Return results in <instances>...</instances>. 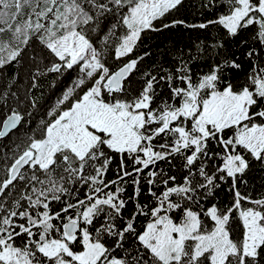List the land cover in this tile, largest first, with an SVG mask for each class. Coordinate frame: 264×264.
I'll return each instance as SVG.
<instances>
[{"label": "snow or ice", "instance_id": "1", "mask_svg": "<svg viewBox=\"0 0 264 264\" xmlns=\"http://www.w3.org/2000/svg\"><path fill=\"white\" fill-rule=\"evenodd\" d=\"M183 2L0 0V69L37 40L52 58L48 72L81 74L41 121L39 136L0 169V264H264V196L238 188L252 161L264 166V0H220L224 12L187 25L224 30L207 71L194 73L181 55L133 87L148 55L136 54L142 37L184 25L157 26ZM113 39L115 69L104 59ZM231 39L247 49L243 81L235 54L219 52ZM8 96L0 93V107ZM22 121L11 109L0 139ZM117 157L116 176L107 179ZM175 160L179 177L169 174ZM229 180L231 205L206 207ZM145 189L151 203L140 200Z\"/></svg>", "mask_w": 264, "mask_h": 264}, {"label": "trees", "instance_id": "2", "mask_svg": "<svg viewBox=\"0 0 264 264\" xmlns=\"http://www.w3.org/2000/svg\"><path fill=\"white\" fill-rule=\"evenodd\" d=\"M208 3L209 0H184L183 5L178 10L169 13L162 21L157 23V26L171 23L173 20H183L185 21L184 25H177L159 32L149 31L142 37V42L136 49V54L144 55V53H148V55L138 64V71H135L131 76L130 83L133 87H140L141 78L145 72L150 71L157 76L163 75L164 72L161 69H172L181 55L184 60L190 62L189 67L192 68L194 73L208 70V66L213 62V57L208 55L212 51L211 45L222 39L224 30L218 29L216 26H209L207 29L187 27L190 24H198L214 19L226 10V5L221 4L220 0H216L209 7H204ZM117 34L119 35L120 32L118 31ZM9 35V33H5L2 38L7 39ZM102 36L103 33L96 41L98 45ZM241 38L247 39L249 45L251 44L249 32L241 33ZM202 42L204 51L198 52L197 45ZM115 43L114 39L109 41L108 51L104 57L107 65L113 69L118 66L117 61L112 56ZM246 50V47L238 42V39L227 40L225 48L219 50L221 55L234 53L238 58V62L242 63V70L239 73L240 81H243L244 74L250 70L247 58L241 56V52ZM193 57L196 58L193 59ZM215 59H220V56H216ZM51 60L48 50L39 41L33 40L26 47L21 57L18 58V61L0 69V93L5 91L9 93L7 106L0 107V121H3L9 115L10 110L13 108L17 109L23 116V121L19 127L7 137L0 139V169L10 166L14 162V158L22 154L29 136L33 133H36L37 137L39 136L38 126L41 121L50 119L48 113L54 107L56 101L62 97L72 82L81 75L78 69L67 71L63 75L48 72L47 68L51 66ZM34 84L35 87H33ZM12 93H15V96H12ZM167 93V87L163 86L161 96L166 97ZM16 145H20L19 150L16 149ZM118 161L119 157L113 161L110 171L106 174L107 179L115 178ZM173 163L176 167L171 169L169 174L178 175L179 177L177 170L182 161L175 160ZM212 163L218 165L222 161L217 159L210 162L209 171H211ZM161 167L167 168L166 165H161ZM230 185L231 180L228 183H220V187L216 189L214 196L210 197L208 201H203L205 206H210L213 202L221 207L230 206L233 201V193L229 190ZM238 188L243 195L251 196L253 199L264 196V166L259 162L252 161ZM127 193L129 195L132 193L130 186ZM83 194L84 192L81 190V197H83ZM140 200L151 203V198L148 196L146 189ZM129 208H131V204ZM124 214L127 216L128 211H125ZM136 223L138 228H142L147 220L145 217L140 216Z\"/></svg>", "mask_w": 264, "mask_h": 264}, {"label": "water", "instance_id": "3", "mask_svg": "<svg viewBox=\"0 0 264 264\" xmlns=\"http://www.w3.org/2000/svg\"><path fill=\"white\" fill-rule=\"evenodd\" d=\"M18 127H19V125L17 126V128H18ZM17 128H16V129H17ZM16 129H15V130H16ZM13 131H14V130H13ZM10 133H11V132H10ZM10 133H9V134H10ZM25 167H26V166H25Z\"/></svg>", "mask_w": 264, "mask_h": 264}]
</instances>
